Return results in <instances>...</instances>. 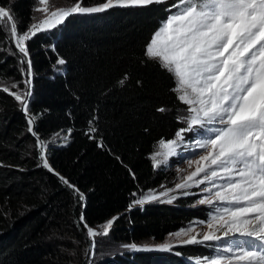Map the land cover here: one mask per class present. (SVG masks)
<instances>
[{"label": "trees", "instance_id": "trees-1", "mask_svg": "<svg viewBox=\"0 0 264 264\" xmlns=\"http://www.w3.org/2000/svg\"><path fill=\"white\" fill-rule=\"evenodd\" d=\"M103 1L81 0L80 5ZM176 2L71 15L27 42L33 66L30 112L38 117L44 140L73 130L67 145L50 150L49 161L86 201L74 212L72 190L37 166L35 139L19 102L0 85V264H84L86 230L75 222L82 210L92 228L117 216L110 236L120 243L162 241L193 221L208 220L211 209L192 206L187 198L129 207L133 193L164 180L151 158L161 139H174L184 127L178 112L186 105L172 90L174 79L145 56V45L175 12ZM0 6L11 9L21 34L30 28L33 0H0ZM4 41L0 28L1 47ZM58 58L66 64L58 66ZM6 82L18 85L16 90L7 86L11 91L26 90L19 68L0 51V84ZM93 118L95 140L84 134ZM101 140L103 148L97 146ZM179 250L187 264L207 251L201 246ZM98 264L180 263L140 252L115 254Z\"/></svg>", "mask_w": 264, "mask_h": 264}, {"label": "snow or ice", "instance_id": "snow-or-ice-1", "mask_svg": "<svg viewBox=\"0 0 264 264\" xmlns=\"http://www.w3.org/2000/svg\"><path fill=\"white\" fill-rule=\"evenodd\" d=\"M47 2L39 0L40 5ZM161 2L106 0L99 7H82L77 3L69 9L58 8L50 12L46 8H37L35 11L45 13L46 18L39 24H32L22 34L11 9L0 6V27L10 24V43L14 42L18 50L12 54L20 56L21 65H27L22 67L27 86L31 84L33 75L27 42L38 32L56 29L74 14ZM172 8L175 12L162 22L145 45V56L174 79L172 90L186 105L184 114L178 119L186 127L180 128L174 139L159 141L161 151L152 156L153 168L167 164L170 157L179 156L178 149L198 155L196 160L188 159L189 167L193 163L196 165L195 171L183 177V182L176 183L175 189L188 196L194 194L188 189L199 188L207 195L202 196L198 204L208 205L211 209L207 221L197 222L206 226L207 231L191 235L194 228L190 226L175 236H188L181 241L183 244L222 242L229 238L242 241L237 247H222L216 256L202 258L198 264H264V0H177ZM56 64L63 66L66 61L58 58ZM56 70L62 69L58 67ZM120 83L123 84L124 80ZM11 87L18 89L15 83ZM3 92L21 104L27 131L35 138L41 162L37 166H42L72 190L78 204L85 202V194L54 169L47 155L51 147L63 146L62 142L70 138L73 130L68 129L67 134L61 130L45 141L38 132V117L30 112L31 92L11 91L7 86ZM165 110L158 109L161 112ZM94 121L95 118L88 121L89 127L84 133L93 140L98 132L93 126ZM186 133L192 134L189 137L191 142L186 143ZM97 146L104 147L102 140ZM197 148L205 150V154L196 153L194 150ZM203 184L208 186L200 188ZM171 191L151 192L134 200L133 204L143 206L168 196ZM174 199L176 196H171L167 202ZM81 207H86V203ZM116 219L118 217L109 219L100 232L88 224L81 211L78 227L86 230L90 240V262L95 256V238L107 236ZM198 236L202 238L198 239ZM245 244L251 247H245ZM126 247L134 251L152 250L140 249L135 244ZM171 247L165 244L158 250L167 251Z\"/></svg>", "mask_w": 264, "mask_h": 264}, {"label": "rangeland", "instance_id": "rangeland-1", "mask_svg": "<svg viewBox=\"0 0 264 264\" xmlns=\"http://www.w3.org/2000/svg\"><path fill=\"white\" fill-rule=\"evenodd\" d=\"M11 1H15V0H11ZM105 2H106V0L103 1V3H101L99 5L90 6V7H99V6L103 5ZM77 3L81 4V0H77L75 2H71V1H67V0H48V2L45 5H40L39 0H33V11H32V18H31V25L32 24H39V22L41 20L46 18L45 13L40 12V11H35V9H37V8H46L50 12V11H55L58 8L69 9L71 7H74ZM82 7H85V6H82ZM31 25H30V28H31ZM0 28L3 31L4 40H5L4 44H3L4 46H2V47L0 46V51H4L5 54H7L10 58H12V60L15 62V66L18 67L19 70L21 71V73L23 74L24 83H25V80L27 79V77H26V74L22 71V67L26 68L27 65L26 64L21 65L20 56L12 54L13 51H18V50L15 49L14 42L10 43V40H11L10 24H6ZM53 30H55V29H52L50 31H41V32H52ZM41 32H38V33H41ZM0 85L12 86V83L6 82V83H2ZM6 86H4V87H6ZM25 87L27 89L28 85L26 86V84H25ZM13 89L16 90V88H13ZM19 106L21 108L20 103H19ZM184 110L185 109H182L178 112V117H180L181 115L184 114ZM183 125H184V127H186V125L184 123H183ZM64 132H65V134H67L66 131H64ZM185 136H186V143L191 142L189 137H192V134L186 133ZM45 141H48V140H45ZM69 142H70V138L67 139L66 141H63L62 145L65 146ZM63 146L57 145L55 147L58 148V147H63ZM51 149L52 148H50L48 150V153H47L48 157H49V153H50ZM159 151H161V149H160V146L158 145L156 150H155V153L159 152ZM178 151L180 152L179 156L170 157L167 164L160 166L162 168V170L164 171V175H165L164 180L161 183H159L156 187H153L147 191L137 193L135 196H133V201L136 199H140L143 196L150 194L151 192L160 193V192H164L168 189H171L172 191L169 193L168 196L160 197L157 200L147 202L143 206L150 204V203L173 204L179 198H187L188 200H191L192 206H205V207H208L210 209V206H208V205H199L198 204V200L200 198H202V196L207 195L206 193H201L199 188L188 189L187 191H189L190 193H194V194L188 195V196L182 195L181 191L175 189L176 183L183 182V177H186L192 171H195L196 165L193 163L192 166L189 167L188 159L191 158L193 160H196L199 158L198 155H192L191 151H187L184 149H178ZM194 151L196 153H199V154H205V150H203V149L197 148ZM36 157H37V165H38L40 163V161L38 159V156H36ZM157 159H159V157H157ZM199 178L200 177H197V179H199ZM217 182L222 183V181H217ZM207 186H208L207 184H203V185H200V188L207 187ZM171 196H176V199L172 200V202L169 203L167 201ZM76 203L78 204L77 200H76ZM82 203L83 202H79V204H82ZM132 205L133 206L131 208L143 207L141 205L133 204V202H132ZM77 206L75 207L74 212L76 211ZM218 206H221V205H218ZM115 217H117V216H115ZM208 219H209V217H208ZM197 222H199V221L198 220L193 221L189 225L184 227L183 229H181V230H179L173 234L167 235L162 241H154L152 239H147V240H143L140 242H134V243H120L110 236V232L107 236L98 235L95 238L96 239L95 256H94V258H91V262H90L91 253L88 251L89 246H90V240L87 236H85L87 238V247H86V252H85V257H84V264H98V263L106 262V260L112 258L115 254H122V253L128 254V253H140V252L154 254L155 256L163 259L165 262H171V261L177 260L180 264H187L189 261V260H187L188 258L183 257L182 254L179 253L180 252L179 249L182 247L201 246L207 250L205 257H214L218 254L219 250L222 247L229 246V245H231L233 247H237V245L241 242L240 239L233 241L231 238H229V239L223 240L222 242H205V243H197V244H183L181 241L183 239H188L189 237L183 236V237L177 238L175 236L176 233L181 232L182 230H186L190 226H192L194 228V231L191 233V235H196L197 233H202L204 231H207L206 226L200 225ZM105 223L98 225L93 229L102 232V228H103V225ZM200 238H202V237L198 236V239H200ZM132 244H135L140 249H152V250L134 251L131 248L126 247V246L132 245ZM165 244L172 245L170 250H167V251L158 250L159 246L165 245ZM201 260H202V258H196L193 261H194V264H198V262Z\"/></svg>", "mask_w": 264, "mask_h": 264}, {"label": "water", "instance_id": "water-1", "mask_svg": "<svg viewBox=\"0 0 264 264\" xmlns=\"http://www.w3.org/2000/svg\"><path fill=\"white\" fill-rule=\"evenodd\" d=\"M74 15H77V14H74ZM29 87V86H28ZM27 87V91H30L31 92V96L29 97V104H30V102H31V100H32V91H33V87H31V88H28ZM20 112L25 116V114H24V112H23V110H22V107L20 108ZM25 118H26V116H25ZM31 135V134H30ZM55 146H53V147H51V148H54ZM37 156H38V151H37ZM48 159H49V157H48ZM49 163H50V161H49ZM39 168H41V169H44L42 166H40ZM46 172H48L46 169H44ZM58 172V171H57ZM49 173V172H48ZM50 174H52V173H50ZM53 175V174H52ZM56 177V176H55ZM57 178V177H56ZM61 183V182H60ZM61 186H62V188H64V189H66V190H69V189H67L65 186H63L62 185V183H61ZM72 194H73V197H74V210H75V207L77 206V203H76V200H77V198H76V196H75V194L72 192ZM75 222H76V226L78 227V224H79V219L78 218H76L75 217ZM78 229H80V227H78Z\"/></svg>", "mask_w": 264, "mask_h": 264}, {"label": "bare ground", "instance_id": "bare-ground-1", "mask_svg": "<svg viewBox=\"0 0 264 264\" xmlns=\"http://www.w3.org/2000/svg\"><path fill=\"white\" fill-rule=\"evenodd\" d=\"M29 87L28 88H31V87H33V78H31V84L30 85H28ZM41 163V162H40Z\"/></svg>", "mask_w": 264, "mask_h": 264}]
</instances>
